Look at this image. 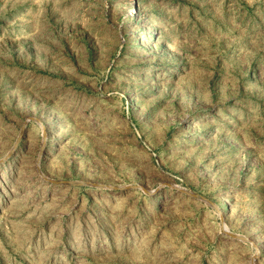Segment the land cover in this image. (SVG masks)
Instances as JSON below:
<instances>
[{
	"label": "rangeland",
	"instance_id": "obj_1",
	"mask_svg": "<svg viewBox=\"0 0 264 264\" xmlns=\"http://www.w3.org/2000/svg\"><path fill=\"white\" fill-rule=\"evenodd\" d=\"M0 264H264V0H0Z\"/></svg>",
	"mask_w": 264,
	"mask_h": 264
}]
</instances>
